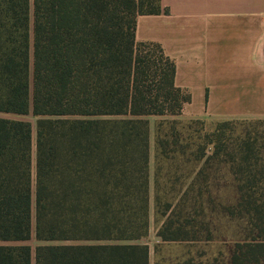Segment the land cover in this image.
<instances>
[{
    "label": "trees",
    "instance_id": "16d2710c",
    "mask_svg": "<svg viewBox=\"0 0 264 264\" xmlns=\"http://www.w3.org/2000/svg\"><path fill=\"white\" fill-rule=\"evenodd\" d=\"M160 11L159 0H0V114L32 119L0 117V264H149V117L161 118L154 253L213 242L216 213L243 221L245 239L169 264H264V137L224 128L260 120L203 135L199 119L182 124L190 95L174 62L135 40L137 17Z\"/></svg>",
    "mask_w": 264,
    "mask_h": 264
},
{
    "label": "crops",
    "instance_id": "0c3cea01",
    "mask_svg": "<svg viewBox=\"0 0 264 264\" xmlns=\"http://www.w3.org/2000/svg\"><path fill=\"white\" fill-rule=\"evenodd\" d=\"M136 42L161 46L187 91L181 120L264 119V0H159Z\"/></svg>",
    "mask_w": 264,
    "mask_h": 264
},
{
    "label": "rangeland",
    "instance_id": "374dc122",
    "mask_svg": "<svg viewBox=\"0 0 264 264\" xmlns=\"http://www.w3.org/2000/svg\"><path fill=\"white\" fill-rule=\"evenodd\" d=\"M0 117L5 118H19L24 119L28 121H32L31 116H15V115H8V114H0ZM180 119V118H179ZM161 120V118L158 117H149V133H150V157H151V163H150V175H151V185H150V231L149 235L146 239H144L142 242L148 245L149 247V264H155L156 261H158L160 264H169L171 261L177 259V258H186L194 257L195 259L198 258L197 254L200 251L207 252L208 256H211L212 254H215L218 250L223 249V245L225 243H230L234 239H245L246 231L244 229V222L238 221L236 219H230V218H221L216 213L212 214V227L216 229L215 232V238L213 242L207 244V245H193V243H182V244H173V245H167L162 246L161 250L159 251L158 255L154 253V246L157 243V238L155 236L156 233V224L154 223L153 219V185H152V176L154 171L153 166V154H154V139H155V128L158 121ZM199 122L193 124L194 128L200 130V134L203 135L205 133H210L214 129H216L219 125V122L221 121H214V120H205V119H199L197 120ZM187 123L185 120H183L182 124ZM193 128V127H192ZM225 130V135L229 136L231 132H234L236 134L240 133H249L250 135L257 134L264 137V120L260 121H241L232 123L231 125H228ZM208 154H211L213 151L212 144L208 146ZM222 158H225V156L221 155ZM227 174H225L226 176ZM227 195L226 191L220 190L219 192L212 194L211 198L213 200V203L209 204V207H216L217 210L219 208L217 207L218 201L224 200L226 198H221ZM210 202V201H209ZM30 245H33V242H29ZM193 245V246H191ZM207 256V257H208Z\"/></svg>",
    "mask_w": 264,
    "mask_h": 264
}]
</instances>
